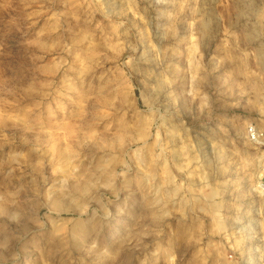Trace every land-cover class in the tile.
<instances>
[{"label":"rangeland","instance_id":"374dc122","mask_svg":"<svg viewBox=\"0 0 264 264\" xmlns=\"http://www.w3.org/2000/svg\"><path fill=\"white\" fill-rule=\"evenodd\" d=\"M0 264H264V0H0Z\"/></svg>","mask_w":264,"mask_h":264}]
</instances>
